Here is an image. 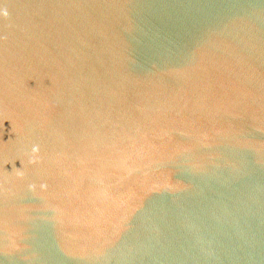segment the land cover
<instances>
[{"label": "water", "instance_id": "1", "mask_svg": "<svg viewBox=\"0 0 264 264\" xmlns=\"http://www.w3.org/2000/svg\"><path fill=\"white\" fill-rule=\"evenodd\" d=\"M0 264H264V0H0Z\"/></svg>", "mask_w": 264, "mask_h": 264}, {"label": "clouds", "instance_id": "2", "mask_svg": "<svg viewBox=\"0 0 264 264\" xmlns=\"http://www.w3.org/2000/svg\"><path fill=\"white\" fill-rule=\"evenodd\" d=\"M0 15L7 17L9 15V13L6 9H4V10H0Z\"/></svg>", "mask_w": 264, "mask_h": 264}]
</instances>
